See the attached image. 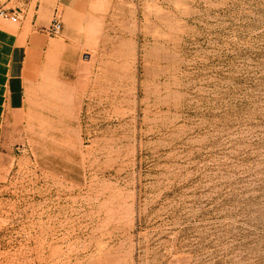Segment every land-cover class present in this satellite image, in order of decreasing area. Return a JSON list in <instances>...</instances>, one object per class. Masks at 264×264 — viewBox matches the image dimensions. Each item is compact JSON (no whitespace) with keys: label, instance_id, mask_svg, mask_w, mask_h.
Segmentation results:
<instances>
[{"label":"rangeland","instance_id":"obj_1","mask_svg":"<svg viewBox=\"0 0 264 264\" xmlns=\"http://www.w3.org/2000/svg\"><path fill=\"white\" fill-rule=\"evenodd\" d=\"M83 9L0 140V264H264V0Z\"/></svg>","mask_w":264,"mask_h":264},{"label":"crops","instance_id":"obj_2","mask_svg":"<svg viewBox=\"0 0 264 264\" xmlns=\"http://www.w3.org/2000/svg\"><path fill=\"white\" fill-rule=\"evenodd\" d=\"M86 0H56L47 9L49 20L40 14L31 21L21 20L19 28L8 30L0 26V140L11 120L27 109L29 85L39 80L54 54L62 53V30L55 35L49 31L55 14L63 22L72 14L82 13ZM50 67V66H49Z\"/></svg>","mask_w":264,"mask_h":264},{"label":"built area","instance_id":"obj_3","mask_svg":"<svg viewBox=\"0 0 264 264\" xmlns=\"http://www.w3.org/2000/svg\"><path fill=\"white\" fill-rule=\"evenodd\" d=\"M0 16L2 18L8 19L13 23H20L22 20V12L17 10H10L5 7L0 8ZM63 27V22L58 14L54 15L52 20V24L49 28V31L52 34L58 35L60 34Z\"/></svg>","mask_w":264,"mask_h":264},{"label":"bare ground","instance_id":"obj_4","mask_svg":"<svg viewBox=\"0 0 264 264\" xmlns=\"http://www.w3.org/2000/svg\"><path fill=\"white\" fill-rule=\"evenodd\" d=\"M15 26V25H14ZM12 28V27H11ZM15 29V28H14Z\"/></svg>","mask_w":264,"mask_h":264}]
</instances>
